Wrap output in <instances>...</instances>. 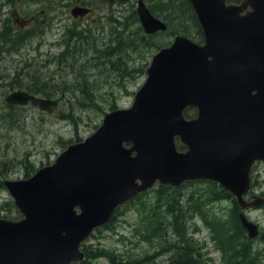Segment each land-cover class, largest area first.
I'll return each mask as SVG.
<instances>
[{
	"label": "water",
	"instance_id": "95a60500",
	"mask_svg": "<svg viewBox=\"0 0 264 264\" xmlns=\"http://www.w3.org/2000/svg\"><path fill=\"white\" fill-rule=\"evenodd\" d=\"M188 2L202 44L176 35L152 57L131 107L105 114L94 134L30 178L4 182L21 218L0 219V264L82 263V244L117 209L156 185L193 181L227 191L248 239L259 237L245 211L264 206L251 194V171L264 164V0ZM89 12L75 7L71 15ZM136 13L145 35L166 31L142 1ZM5 103L58 109L56 100L20 91Z\"/></svg>",
	"mask_w": 264,
	"mask_h": 264
},
{
	"label": "rangeland",
	"instance_id": "374dc122",
	"mask_svg": "<svg viewBox=\"0 0 264 264\" xmlns=\"http://www.w3.org/2000/svg\"><path fill=\"white\" fill-rule=\"evenodd\" d=\"M155 1L150 0L148 6L152 8L155 17L164 21L165 18L158 13L159 5ZM104 5L108 8L110 3ZM135 10L136 2L131 1L126 3L120 14L114 13V9L111 13L107 11L108 15H103L105 19L101 28H98V22L103 16L96 15L92 17L94 23L88 21L82 29H75V32L85 30L83 36L89 37L99 49L107 50L109 46H118L120 40L122 44L118 46L119 53L112 57L117 61L116 68L111 66V59H106L102 65L96 67L94 63L103 61L94 59L96 48L85 50L83 56L80 55L71 68H66L65 65L61 67L59 57L65 46L64 39L72 34L65 30L51 36L60 46L53 49L43 48L40 56H24L21 50L20 53L10 54L6 62L0 61V219L17 221L21 218L13 206L4 182L24 180L33 176L40 168L53 164L68 145L84 141L94 134L105 113L131 107L135 93L146 79L145 71L152 57L159 49L168 47L175 35H184L178 34L175 27H187V34L190 35L188 37L197 44L200 43L195 37L196 27L193 20H190V15L178 16L177 13L167 18L173 20L170 24L165 20L169 25L167 32L142 40L144 33L137 15L134 16ZM81 46L93 45L90 42ZM77 73L86 77L87 81H84L82 86L85 84L89 92H92L94 97L91 95L88 98L93 97V103L83 101L82 99H88L86 94L82 97L83 94L76 91V88L81 87L78 84L79 77L75 75ZM19 85L34 86L51 92L53 99H59L57 114L49 116L31 106H7L4 102L5 96L19 90ZM62 88H70L72 91L62 95ZM78 100L79 103L76 102ZM178 145L179 150L184 148ZM251 180L252 192L264 197L263 163H258L253 168ZM211 184L214 183L197 181L178 189L167 187L177 192L174 194L168 190L166 192L169 194L163 192L161 195L158 193L161 187L155 186L140 198L123 206L117 211L116 218L110 225L95 231L87 241L85 248L90 258L84 264L171 263L174 259L173 250L167 246L163 250L162 247L167 236L170 245L176 242L175 230L168 225L166 234L159 232L160 239L145 240L146 231L151 230L148 226L153 222L155 215L158 218L164 214L167 205L172 204V197L181 205L192 195L199 202H203L207 193L213 189ZM214 185L221 188L217 184ZM233 202L235 203L233 198L229 201L212 202L205 206V209L213 216L230 220L234 209ZM237 209L239 213V208ZM245 214L259 228L261 237L253 243V248L258 253L259 263L264 264V206L248 209ZM168 217L166 221L170 224L171 215ZM199 217L197 215L187 223L188 235L201 247V250H198L201 254L199 264H224L225 260L211 241L209 229ZM145 257H153V262L146 263Z\"/></svg>",
	"mask_w": 264,
	"mask_h": 264
},
{
	"label": "trees",
	"instance_id": "16d2710c",
	"mask_svg": "<svg viewBox=\"0 0 264 264\" xmlns=\"http://www.w3.org/2000/svg\"><path fill=\"white\" fill-rule=\"evenodd\" d=\"M179 3L173 2L170 6H174V13L178 12L182 15H190V20H193V23L196 27V39L200 41L201 44L203 41L202 33L199 28L198 23L195 20V17L193 16V12L189 6V4H185L184 2L178 1ZM171 8V7H170ZM164 11L170 12V9H165ZM134 13V16H136V13ZM112 19V18H111ZM178 19V18H176ZM127 18H125V21ZM171 23L173 21L172 19L168 20ZM179 20V19H178ZM116 23L118 25H121L120 22ZM183 24L182 22H180ZM178 34H184L183 36H190L187 34L188 28L187 27H175ZM69 34L66 39H64V47L62 49V52L60 54V62L62 63L61 67L64 65L66 68H71L76 62V59L81 55L83 56V52L87 49L94 50V53L96 57L94 59L102 60L101 63H94L95 66L102 65L106 59H111L110 64L113 68H116L117 61H114L112 57L114 55H118L119 49L122 42L118 40V46H109L107 50L105 49H99L100 47H95L94 42L89 39L87 36H83L86 31L81 32H75V31H66ZM153 36V35H152ZM152 36H146L142 35V40L151 38ZM190 38V37H188ZM92 43L93 46H81L85 43ZM160 48V47H158ZM77 77H79L78 84L81 86L79 88H76V91H79L83 94L82 97H84V94H86V98L90 97L92 92H89L88 87L82 83L84 81H87L86 77L81 75L80 73L75 74ZM24 85H19V88H24ZM27 89L31 90L36 95L44 96L46 98H49L52 96L51 92H47L46 89L38 88L34 86H27ZM68 91H72L70 88H62L61 94H65ZM94 97V96H93ZM93 97L88 99H82L83 101L92 102L93 103ZM79 103V100L76 101ZM82 105V104H79ZM185 117H188L189 115L187 112L184 113ZM213 189L207 193V197L204 198L203 202H199L197 198L194 197V195L187 198L186 202L184 204H180L175 197H172V204L167 205V209L164 210V214L160 215L158 218L155 215L153 217V222H151L150 228L151 230L146 231L145 240L149 239H160L161 235L159 232H162L166 234V229L168 225L172 227V229L175 230L174 236L176 239V242L174 244H169L168 236L163 241V247L162 249L165 250L166 246L168 249L173 250L174 259L169 264H199V257L200 252L198 250H201V247L195 244L196 242L191 238V236L188 235L187 232V223L192 220L194 217L199 215L203 220L206 227L209 229L211 234V241L215 245V249L220 253L221 258L225 260L224 264H260L258 259V253L253 248V243L255 241L249 240L246 236V233L244 229L242 228L240 221L238 219V209L236 204L234 203V209L232 214V219L228 220L225 218H218L217 216H213V214H210V211H207L205 209V206H207L209 203L217 202V201H229L231 200V195L226 192L225 190L221 188L215 187L214 184H211ZM170 190V192H174V194L177 192L176 190H172L171 188L167 187H161L158 189V193L161 195L163 192H166ZM166 194H169V192H166ZM140 198L137 197L136 199ZM135 199V200H136ZM117 213V212H116ZM171 215L170 218V224L166 221L168 216ZM199 217V218H200ZM116 218V214L113 216L112 220L108 225L113 222V220ZM200 218V219H201ZM152 219V218H151ZM201 219V220H202ZM167 223V224H166ZM106 225V226H108ZM163 226V227H162ZM261 237V236H260ZM259 237V238H260ZM258 238V239H259ZM257 239V240H258ZM256 240V241H257ZM195 243H194V242ZM85 254L87 255V259L90 258V254L87 253V249L83 248ZM116 260V259H115ZM144 261L146 263L153 262V257H145ZM202 264H204L202 262Z\"/></svg>",
	"mask_w": 264,
	"mask_h": 264
},
{
	"label": "flooded vegetation",
	"instance_id": "af4514ba",
	"mask_svg": "<svg viewBox=\"0 0 264 264\" xmlns=\"http://www.w3.org/2000/svg\"><path fill=\"white\" fill-rule=\"evenodd\" d=\"M131 1L136 2V8L138 2L142 1L152 12V8L148 6L150 0H0V61L6 62L10 54L20 53L21 50L24 56H32V54H39L40 56L43 48L53 49L55 46H60V44L55 43L54 38L51 39V36L62 30L72 32L75 29H82L86 24L85 22H95L92 19L93 16H103L107 14V11L111 13L113 9L115 10L114 13L120 14L123 8L125 9L126 3ZM178 1L189 4L187 0H156L155 3L159 5L160 11L158 13L163 18H168L170 15L173 17L175 14L174 6H170V2L171 4L173 2L179 3ZM242 1L226 0V4H240ZM107 2L110 3V6L107 5L108 8H105L104 3ZM118 4L121 5L117 7ZM75 7L87 8L90 12L84 17L78 16L75 18L71 15V11ZM165 9H170V12L164 11ZM104 11L106 13H103ZM152 13L154 15V12ZM193 15L195 16L194 12ZM178 16H180L179 12ZM103 19H105L104 16L98 22V28H101ZM167 28H169L168 23ZM55 61L56 57L53 58L54 63ZM24 86V88H19V90L11 93L20 91L36 97L46 98L34 94L27 89L26 85ZM49 98L53 99L52 96ZM185 112L189 115L186 117L187 119H193L196 116V109L193 107H188Z\"/></svg>",
	"mask_w": 264,
	"mask_h": 264
}]
</instances>
